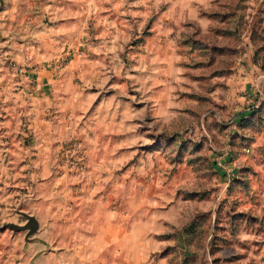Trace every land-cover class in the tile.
Here are the masks:
<instances>
[{
	"label": "rangeland",
	"instance_id": "rangeland-1",
	"mask_svg": "<svg viewBox=\"0 0 264 264\" xmlns=\"http://www.w3.org/2000/svg\"><path fill=\"white\" fill-rule=\"evenodd\" d=\"M0 264H264V0H0Z\"/></svg>",
	"mask_w": 264,
	"mask_h": 264
},
{
	"label": "water",
	"instance_id": "water-1",
	"mask_svg": "<svg viewBox=\"0 0 264 264\" xmlns=\"http://www.w3.org/2000/svg\"><path fill=\"white\" fill-rule=\"evenodd\" d=\"M27 217L29 219L28 225L21 227V226L15 225V224H11V225H9V228L12 229L13 231H25L29 228L33 229V232L36 231L38 229L37 221L33 217H29V216H27Z\"/></svg>",
	"mask_w": 264,
	"mask_h": 264
}]
</instances>
